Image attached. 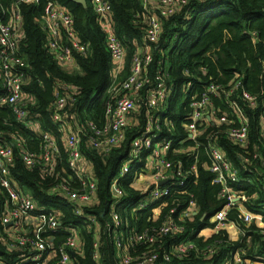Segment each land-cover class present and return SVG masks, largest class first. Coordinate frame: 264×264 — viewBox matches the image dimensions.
<instances>
[{"label":"trees","instance_id":"trees-1","mask_svg":"<svg viewBox=\"0 0 264 264\" xmlns=\"http://www.w3.org/2000/svg\"><path fill=\"white\" fill-rule=\"evenodd\" d=\"M46 1L19 5L22 23L17 46L19 56L24 60L22 68L25 82L22 88L28 97L25 106L28 111L27 119L37 122L40 132L51 133L58 145L54 174L44 175L39 167L30 168L23 164L22 149L37 152L40 135L25 127L24 122L16 118L12 108L4 103H0V143H9L13 148L14 159L9 170L12 183L28 193L38 206L59 213L61 224L53 239L55 246L64 241L66 228L72 227L81 239L79 252H69L72 264H96L92 258L94 250L99 252L101 264H120L113 244L116 228L111 222V210L114 208L122 221V225L117 228L119 231L140 232L160 225L166 216L183 226L182 233L157 238L153 246L160 245L163 248L158 251V258L151 264H223L237 248H244V259L260 261L264 256V240L259 229L255 225L245 227L235 210L229 211L227 217L229 221L237 222L241 229L246 230L244 236L232 241L225 230L212 233L208 238L200 235L203 228L212 225L209 217L225 203L219 197L221 186L212 182L203 148L195 152L196 160L193 154L178 153L177 150L181 146L192 145L185 140L182 126L189 114L190 96L202 91L211 82L228 86L236 75H240L241 90L256 95L255 106H249L239 96V91L230 98L213 97L211 101L214 106L221 105L230 114L228 101L233 99L247 116V145L238 147L226 137L219 138V145L237 169L238 181L228 183V186L233 191H242L248 197L243 203L249 210L264 213V168L260 166L258 159L253 158L256 150L264 156L259 137V120L264 102V0H187L171 14L160 17L162 31L158 41L149 44L152 60L146 71L152 78L157 69H164L167 72L166 83L170 87V93L151 111L159 123V130L156 131L158 136L153 142L165 140L170 143L167 157L173 164L172 172L178 164L181 165V176L169 178L167 196L148 202L144 208H140L147 192L136 190L130 184L147 167L150 151L143 149L136 164L119 182L123 195L114 205L111 181L128 158L131 142L143 130L146 108L141 105L139 111L132 115L123 141L107 152H99L82 137L81 158L87 164L90 178L96 181L97 188L95 200L82 206L80 216L74 213L73 207L61 193L52 189L55 183L70 174L62 142L65 132L60 122L52 117L54 93L68 85L73 90L65 94L72 100L68 101L63 110V118L70 129L77 125L85 128L87 121L101 125L109 101L113 102L108 89L115 66L106 48L104 32L97 23L92 0H85L86 6L74 0H52L72 15L76 40L84 46L83 51L72 49L79 71H69L65 66L56 63L46 46L47 34L40 23ZM1 2L7 5V0ZM108 2L115 34L125 49L124 62L116 77L119 84L127 76L137 48L143 44L147 10L142 0ZM66 43L69 46L71 44L70 41ZM151 85L152 83L141 91V99L145 98V91ZM3 94L0 71V97ZM16 139L21 140V148L16 146ZM244 159L247 160L243 161ZM192 165H195V172L190 170ZM5 194V189L0 186V201L4 200ZM190 201L195 213L183 216ZM156 208L159 209V215L155 218L153 210ZM89 215L97 219V226L86 218ZM3 231L4 226L0 222V262L23 264L20 260L23 251L11 250L8 241L3 240ZM97 238L99 245L95 249L93 243ZM182 242H190L194 248L182 258L170 261L162 259V253L171 244ZM208 246L213 248V253L203 254ZM146 248L147 244L137 243L131 253L135 255Z\"/></svg>","mask_w":264,"mask_h":264},{"label":"built area","instance_id":"built-area-1","mask_svg":"<svg viewBox=\"0 0 264 264\" xmlns=\"http://www.w3.org/2000/svg\"><path fill=\"white\" fill-rule=\"evenodd\" d=\"M39 0H7L3 5L0 0V71L4 94L0 97L1 104L10 106L16 118L24 122L25 127L32 129L40 135V145L37 152L25 149L21 151V159L27 167H39L44 175H52L55 171L56 157L59 153L56 139L49 132H40L37 122L27 119L28 111L25 108L27 96L23 91L25 74L22 68L23 58L19 56L17 41L20 37V26L22 15L19 5L21 3H37ZM147 10L146 26L144 29L142 45L137 48L132 59L130 70L119 84L112 81L108 92L113 97L109 101L105 113L104 122L97 125L93 121H87L85 128L76 126L70 129L63 118V110L72 98L65 95L70 86H63L54 93L52 102V117L60 122L65 135L62 142L67 154V165L70 174L62 178L52 187L61 193L73 207L76 215H82V206L91 204L95 200L96 181L90 178V172L85 169L87 164L81 158V139L85 137L88 145L99 152H107L111 147L119 145L125 138L126 127L131 121L132 115L139 111L140 106H145V122L139 136L133 139L130 146L128 158L121 164L119 173L111 181V195L115 200L114 205L121 200L123 190L119 186L122 177L138 161L141 150H149L147 156V167L140 171L150 173V182L145 200L140 203L144 208L148 202L164 198L169 194L168 180L174 176H181V165L172 172V162L167 157L170 148L168 141L153 142L158 136V119L151 113L157 108L170 93V87L166 83L167 72L161 68L157 69L152 78L148 76L146 67L152 60L149 44L158 41L162 28L161 16L171 14L176 7L184 4L187 0H142ZM97 23L100 25L105 36V44L112 63L115 66L113 76L116 78L122 68L125 49L122 42L115 34L114 24L111 18V6L108 0H92ZM43 30L47 34L46 46L52 57L59 65L65 66L69 71L78 69L75 65L72 49L84 50V46L78 44L76 32L73 29L72 15L58 3L47 0L44 12L40 18ZM70 41V46L66 45ZM145 91V98L141 99V91L145 86L151 84ZM241 76L236 78L228 86L208 83L202 91L194 93L189 99V114L187 120L182 124L185 132V140L192 143L190 146H181L178 153L193 154L203 148L208 159L207 170L212 174V182L221 186L219 197L225 203L212 216L209 217V227L212 233L224 230L227 225H235L239 230V238L244 236L246 230L240 228L237 222L229 221L227 215L231 210L237 212V217L245 226L255 225L264 240V213H254L244 205L247 196L242 191H233L228 183L237 182V169L231 164L225 152L219 145V138L226 137L234 145L245 147L248 142V119L245 112L233 99L228 101L230 114L221 105L214 106L211 99H227L239 91L249 106L256 104V95L241 90ZM31 100V99H30ZM259 137L264 150V102L259 120ZM70 129V130H68ZM184 142V141H182ZM181 142V143H182ZM18 147H22L19 139L15 140ZM254 159L264 168V156L257 150L253 154ZM14 152L9 143H0V186L5 189L4 200L0 201V222L4 226V234L11 250H22L23 264H72L69 252H79L81 239L78 232L72 228H66L64 241L55 246L53 239L60 226V215L55 210L44 209L23 190L17 188L10 177V166L13 163ZM244 159L243 161H246ZM250 163V161H248ZM195 172V165L190 168ZM137 179V176L134 180ZM133 180V181H134ZM264 183V173L262 175ZM161 182H165L160 185ZM181 184V180H179ZM132 186V183L130 184ZM140 191V190H139ZM183 216L194 214L193 203L190 201ZM264 207V206H263ZM172 211V210H171ZM89 222L97 226V219L89 215ZM111 222L116 228V236L113 244L118 252L120 264H151L158 258V251L162 246L153 244L159 236L177 235L183 232V226L175 222L169 216L164 217L160 225L150 227L140 232L135 230H117L122 225L121 218L113 208L111 210ZM203 228V229H205ZM202 229V230H203ZM137 243L147 244V248L133 255L131 249ZM99 245L98 238L93 247ZM194 248L190 242L171 244L162 253L164 261L178 259ZM26 249L28 251H26ZM205 250V251H204ZM203 254L213 253V248L208 246ZM244 248H237L228 256L223 264H264V256L258 262L244 259L242 254ZM92 258L96 264H101L100 255L94 250ZM0 264H2L0 262Z\"/></svg>","mask_w":264,"mask_h":264},{"label":"crops","instance_id":"crops-1","mask_svg":"<svg viewBox=\"0 0 264 264\" xmlns=\"http://www.w3.org/2000/svg\"><path fill=\"white\" fill-rule=\"evenodd\" d=\"M74 71V69H73ZM75 71H79L78 69H76ZM67 125H68V122H67ZM69 127V125H68ZM85 169H89L88 167H86ZM143 173V172H142ZM147 173V180H148V176H149V180H150V173L148 172H144L143 174ZM143 174H139L137 176V179H135L133 182H132V187L136 190H140V191H143L145 190V188H143V185H144V181H143ZM141 179V181L139 180ZM138 180V181H137ZM148 180V181H149ZM153 213L155 214V218L159 215V209L156 208L153 210ZM224 230L227 232V235H228V238L232 241H236L239 239V230L237 228V226L235 225H227ZM200 235H202L204 238H208L209 236L212 235V232L210 229L208 228H205L203 230L200 231ZM1 240H2V237H1ZM3 240L5 241L6 240V236L5 234L3 235ZM1 261V260H0ZM3 264V262H1Z\"/></svg>","mask_w":264,"mask_h":264},{"label":"rangeland","instance_id":"rangeland-1","mask_svg":"<svg viewBox=\"0 0 264 264\" xmlns=\"http://www.w3.org/2000/svg\"><path fill=\"white\" fill-rule=\"evenodd\" d=\"M114 80V84H118L117 83V78H115L113 75H112V81ZM182 99H184V97H182ZM181 99V101L180 102H182L183 100ZM180 104V103H179ZM141 174H143V173H141ZM146 176H147V173H145V174H143V181H144V185H143V188H145V190H148V183L150 182V180H149V176H148V180H147V178H146ZM140 181H141V179H139ZM138 181V180H137Z\"/></svg>","mask_w":264,"mask_h":264},{"label":"water","instance_id":"water-1","mask_svg":"<svg viewBox=\"0 0 264 264\" xmlns=\"http://www.w3.org/2000/svg\"><path fill=\"white\" fill-rule=\"evenodd\" d=\"M75 2L83 5V6H86V1L85 0H74ZM165 183V182H164ZM163 182L160 183V185L164 184ZM203 219V218H202ZM71 254H73V252H71Z\"/></svg>","mask_w":264,"mask_h":264}]
</instances>
